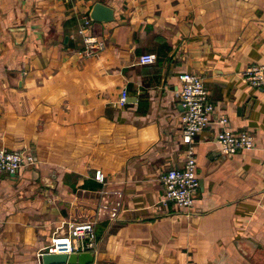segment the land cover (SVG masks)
Returning a JSON list of instances; mask_svg holds the SVG:
<instances>
[{
    "label": "crops",
    "instance_id": "crops-1",
    "mask_svg": "<svg viewBox=\"0 0 264 264\" xmlns=\"http://www.w3.org/2000/svg\"><path fill=\"white\" fill-rule=\"evenodd\" d=\"M98 1L113 21L91 19ZM89 36L104 48L86 54ZM253 63H264V0H0V147L36 158L0 174V264H37L63 219L96 217L92 264H264V87L240 80ZM184 71L215 105L188 214L160 183L187 157ZM222 115L253 150L221 153ZM117 193L118 217L97 213Z\"/></svg>",
    "mask_w": 264,
    "mask_h": 264
},
{
    "label": "built area",
    "instance_id": "built-area-1",
    "mask_svg": "<svg viewBox=\"0 0 264 264\" xmlns=\"http://www.w3.org/2000/svg\"><path fill=\"white\" fill-rule=\"evenodd\" d=\"M85 44L84 52L86 54H93L95 50L104 48L102 41L91 36L86 38ZM139 62L153 64L156 62V56L152 53H144L140 56ZM178 78L180 86L177 96L183 108L181 115L182 139L187 146V157L181 167L164 171L160 175V183L164 188L163 202H171L188 214L192 211L195 195L200 187L196 137L212 123L215 105L201 75L193 71H184L178 75ZM240 80L252 88L264 87V63L248 65L241 73ZM127 99L128 93L124 89L118 102L123 105ZM228 121L229 118L226 115H222L218 119L222 128L217 133L216 143L221 153L233 155L240 151L253 150L256 147L254 136L246 130L226 127ZM35 161V156L28 149L11 150L0 147V174L14 175ZM96 179L104 181V174L98 171ZM116 196L112 203H100L97 213L105 212L110 219L118 217L122 194L117 193ZM99 220L98 217L80 221L63 219L55 228L50 241L37 251V264H43L42 257L45 253L72 254L90 251L95 254L98 241L96 224Z\"/></svg>",
    "mask_w": 264,
    "mask_h": 264
},
{
    "label": "water",
    "instance_id": "water-1",
    "mask_svg": "<svg viewBox=\"0 0 264 264\" xmlns=\"http://www.w3.org/2000/svg\"><path fill=\"white\" fill-rule=\"evenodd\" d=\"M90 17L94 21L109 22L113 21L114 9L103 2H96L90 12ZM43 264H92L95 261V254L87 251L72 254H50L45 253L42 257Z\"/></svg>",
    "mask_w": 264,
    "mask_h": 264
}]
</instances>
